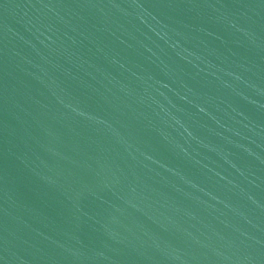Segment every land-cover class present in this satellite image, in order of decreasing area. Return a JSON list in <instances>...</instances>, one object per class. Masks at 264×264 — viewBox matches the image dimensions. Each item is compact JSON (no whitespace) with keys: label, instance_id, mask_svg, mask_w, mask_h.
I'll list each match as a JSON object with an SVG mask.
<instances>
[{"label":"water","instance_id":"95a60500","mask_svg":"<svg viewBox=\"0 0 264 264\" xmlns=\"http://www.w3.org/2000/svg\"><path fill=\"white\" fill-rule=\"evenodd\" d=\"M0 264H264V0H0Z\"/></svg>","mask_w":264,"mask_h":264}]
</instances>
